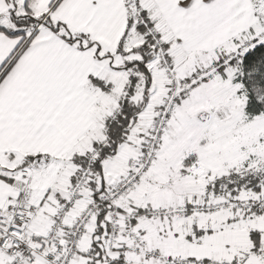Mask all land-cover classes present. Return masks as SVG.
Masks as SVG:
<instances>
[{"label": "snow or ice", "instance_id": "6c2138e0", "mask_svg": "<svg viewBox=\"0 0 264 264\" xmlns=\"http://www.w3.org/2000/svg\"><path fill=\"white\" fill-rule=\"evenodd\" d=\"M0 264H264V0H0Z\"/></svg>", "mask_w": 264, "mask_h": 264}]
</instances>
